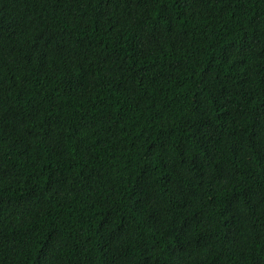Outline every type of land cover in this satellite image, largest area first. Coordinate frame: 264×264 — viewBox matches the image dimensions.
Wrapping results in <instances>:
<instances>
[{
  "label": "trees",
  "instance_id": "trees-1",
  "mask_svg": "<svg viewBox=\"0 0 264 264\" xmlns=\"http://www.w3.org/2000/svg\"><path fill=\"white\" fill-rule=\"evenodd\" d=\"M0 264H264V0H0Z\"/></svg>",
  "mask_w": 264,
  "mask_h": 264
}]
</instances>
